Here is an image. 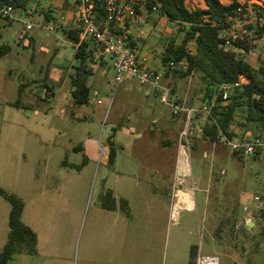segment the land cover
<instances>
[{"label": "rangeland", "instance_id": "obj_1", "mask_svg": "<svg viewBox=\"0 0 264 264\" xmlns=\"http://www.w3.org/2000/svg\"><path fill=\"white\" fill-rule=\"evenodd\" d=\"M22 1L32 16L14 8L15 21L0 18V188L34 204L49 232L41 233L42 255L28 258L35 264H184L195 247L220 264H264V148L238 156L210 141V107L200 77L169 81L180 104L195 110L187 125L184 114L173 116L136 78L117 85L114 60L97 49L88 100L77 105L70 80L75 51L63 34L76 22L60 9L62 0ZM201 6L187 3L190 10ZM26 23L35 27L21 41ZM157 23L143 26L145 45L156 50L148 66L162 73L165 33ZM174 28L168 23V30ZM170 34L181 41L176 29ZM5 47L9 51L2 54ZM263 52L264 38H258L244 57L259 68ZM237 124L233 129L240 136ZM185 131L196 210H186L193 200L180 191L193 186L177 185L174 174V146ZM111 148L113 164L103 154ZM105 181L118 197L131 200L130 221L103 209ZM174 191L189 204L181 208L174 197L171 207ZM10 208L0 196V251Z\"/></svg>", "mask_w": 264, "mask_h": 264}, {"label": "trees", "instance_id": "obj_2", "mask_svg": "<svg viewBox=\"0 0 264 264\" xmlns=\"http://www.w3.org/2000/svg\"><path fill=\"white\" fill-rule=\"evenodd\" d=\"M204 1L206 9L190 10L187 7V0H146L145 10L165 17L174 25L176 35L181 36V41H178L176 36L165 40L162 65L164 69L168 65H172L173 68L164 71L163 83L169 86L175 94V88L169 84L170 80L184 79L195 74L200 77L206 86L203 101L210 107L209 118L212 124L205 130V135L210 141L219 143L224 137L240 142L248 141L250 137L264 141V52L262 64L256 68L244 57V53L250 51L253 45L237 39L233 42L232 48L227 49L223 46L225 40L221 34L226 28L227 16L239 8L238 0H231L229 4L221 0ZM8 5L15 9H26L22 0H0V8ZM95 10L99 23L105 16L104 8L97 2ZM258 13L264 18V1ZM45 15L47 21L52 20L50 14ZM78 32L79 27L76 26L64 30L63 34L73 46L79 45L74 53L77 65H72L74 71L70 74V80L73 86V102L82 105L87 102L90 93L88 80L94 73L93 66L97 64L94 58L97 48L91 41H80ZM255 34L257 38H262L264 27L258 29ZM192 41L196 46L194 54L186 51L187 45ZM129 43L130 46L133 45L131 37ZM8 51L9 48L5 47L1 53L7 54ZM241 76L247 78L248 82L240 84ZM236 84L238 86L232 89L228 101L224 102L220 91L221 86ZM237 117L241 119L238 124ZM236 124L243 130L242 136H239L233 129ZM245 133L251 136L247 137ZM76 149L79 150L81 147ZM232 151L235 155H244L242 151ZM257 153L258 151L255 152ZM106 155L109 163L113 164L116 149L111 148ZM63 163L69 165L66 162ZM69 166L73 167V165ZM0 196H3L11 206L8 217L9 230L0 251V264H9L14 256L19 254L37 256L38 236L23 221L25 201L20 196L8 193L1 188ZM101 202L106 210L116 208V200L111 190L106 191ZM120 204L124 214L130 216L127 201L121 200ZM197 255L198 249L193 247L190 252V264H194Z\"/></svg>", "mask_w": 264, "mask_h": 264}, {"label": "built area", "instance_id": "obj_3", "mask_svg": "<svg viewBox=\"0 0 264 264\" xmlns=\"http://www.w3.org/2000/svg\"><path fill=\"white\" fill-rule=\"evenodd\" d=\"M263 1L238 0L240 6L232 14L227 16L226 28L221 34V37L225 40L224 47L227 49L232 48L233 42L237 39L247 41L250 45L255 44L258 39L255 33L258 29L264 27V18L258 13L263 5ZM97 2L104 8L105 13L103 20L99 23L96 19L95 10ZM230 2L231 0H228L226 4ZM145 8L146 0H73L71 18L79 27L78 34L80 41L90 40L101 53L110 56L114 60V68L116 71L115 82L117 85L124 77L136 78L140 85L146 86L150 91L158 94L160 103L170 108L173 116L176 117L184 114L187 125H189L195 110L182 106L177 95L173 94L171 88L163 83V73L150 68L146 59L140 54L138 49L130 46V29L140 21L142 18L141 12ZM24 13L27 16H32L34 10L26 8ZM0 18L7 22L15 21L16 17L13 6L1 7ZM34 27L33 24L26 23L24 31L19 35V39L21 41L27 39V33L34 29ZM48 28L52 30V28ZM262 38H264V34ZM78 47V44L74 45L75 52ZM195 49L194 41L190 42L186 47V51L190 54H194ZM238 51L240 52V50ZM249 52L251 50L244 54H248ZM169 68L172 69L173 66L168 65L164 70H168ZM243 80L248 82L247 78L241 76L240 84L244 83ZM235 86H238V84L234 86H221L220 91L224 102L228 101L230 96L229 91ZM150 91L146 92L147 96L150 95ZM97 104L101 105L102 103L98 101ZM182 137H185V144L181 140L183 142V148H189L188 134L186 131L182 133ZM219 143L224 144L232 150L242 151L246 156L253 155L255 152L264 148V141L258 138L240 142L224 137ZM103 154L106 156L104 151ZM224 173L222 171L223 175ZM254 201H259V198L255 197ZM244 211H248V208L245 207ZM195 264H220V261L215 255L198 253Z\"/></svg>", "mask_w": 264, "mask_h": 264}, {"label": "crops", "instance_id": "obj_4", "mask_svg": "<svg viewBox=\"0 0 264 264\" xmlns=\"http://www.w3.org/2000/svg\"><path fill=\"white\" fill-rule=\"evenodd\" d=\"M191 1L193 4L197 3L198 1H201L202 2V6H201L202 9L207 8L204 0H187V3L191 2ZM61 2H62V4H61V6H59L60 9H62V10L65 9L64 11L69 14L68 18L72 17L70 14H71L72 9H73V0H62ZM227 2H228V0H226V3ZM141 13H142V19H140L139 22L134 24L130 29V35H131V39L133 42V45L131 47H136L138 49V51L140 52V54L146 59V62L148 64V61H151L152 59H154V57H155L154 54L156 53L155 52L156 50L155 51L153 50L154 47L152 46L151 43L149 46L145 45V40H146L145 38L148 36V34L146 33V28L143 25L146 24V22H147V24H148V22H151L155 26V24H158L157 23V21H158L164 27L163 29H164L165 34L162 33L164 35V37L162 38V41L166 40V38L171 35L170 33L174 32L175 28L173 30H168L167 25L170 22L165 17L158 16L157 13H149L146 10H143ZM74 27H76V26L72 25L69 28H74ZM151 39L156 41V39L154 37H151ZM165 43L166 42L164 41V47H165ZM148 51H150L151 54H148ZM163 53H164V51H163ZM162 56H163V54L161 52V61H162ZM102 63H104V62H102ZM164 71L162 72L163 74H164ZM243 82L246 83L247 81L243 80ZM154 93H155V95H158L156 92H154ZM149 96H147V97H149ZM240 133L244 134V132H240ZM237 141H239V140H237ZM162 143L165 146L171 145L170 144L171 141H169V140H164V141H162ZM174 156H175L174 174L176 176L177 185L182 186L183 184H186L188 186H190V185L193 186L194 182L192 180V170H191V165H190V159H189V156H187L185 149L183 148L181 138L179 139V144L174 146ZM105 158L108 160L107 155L105 156ZM106 184L107 183L105 181V183L103 184V189L101 191V199L105 195L107 190H111L113 192V197L116 200V208L114 210H108V211L109 212H118V213L120 212V213H122V215H124V217H126V219H128L130 221V219L133 217V214H132L133 209L131 206L132 205L131 200L127 197H118L115 193V190L107 188ZM157 190H160V189H158L157 187H154V192H156ZM175 191L171 195V205L170 206L172 207V205H173L174 197H177V199L181 203H187L186 201L181 200V198L178 196L177 193L179 191H177L176 194H175ZM180 191L185 192V193H189V195H191V198L193 200L194 206L191 209H186V210H196V201L194 198V186H193V189L192 188L191 189L190 188L189 189L184 188L183 190H180ZM121 200L127 201L129 211H130V216L125 215L124 212L121 210V208H120V205H121L120 201ZM187 204H189V203H187ZM34 206L35 205L33 204L32 207H30L29 204L25 201V209L23 212V221L29 227H31L36 232V234L38 236V255L37 256L39 257L42 255L41 243H40L41 233L44 232V236H49V232L46 229L45 223L42 222L43 220L41 219V217L38 216V212L36 209H34ZM175 206H176V204H175ZM6 236H7V233H6ZM5 241H6V238H5ZM5 241H4V243H5ZM4 243H3V245H4ZM47 250H50V249H47ZM198 253H200V251H198ZM16 259H20V260L16 262ZM15 262H16V264H35L34 260H30L28 258V255H24V254H19V255L15 256L9 264H11V263L15 264ZM184 264H190V260L188 261V263L186 262ZM194 264H195V262H194Z\"/></svg>", "mask_w": 264, "mask_h": 264}, {"label": "bare ground", "instance_id": "obj_5", "mask_svg": "<svg viewBox=\"0 0 264 264\" xmlns=\"http://www.w3.org/2000/svg\"><path fill=\"white\" fill-rule=\"evenodd\" d=\"M179 192H180V191H179ZM179 192H178V193H179ZM178 193H177V194H178ZM183 204H184V203H181V202L177 199V205H178L179 207L182 208V207H183ZM189 205H194V204L192 203V204H189Z\"/></svg>", "mask_w": 264, "mask_h": 264}]
</instances>
